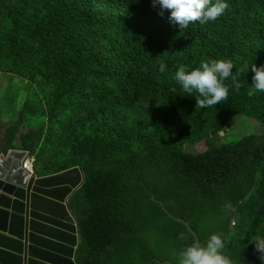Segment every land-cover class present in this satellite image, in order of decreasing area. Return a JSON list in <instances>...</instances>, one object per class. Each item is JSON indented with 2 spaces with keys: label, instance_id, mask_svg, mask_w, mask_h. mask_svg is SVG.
<instances>
[{
  "label": "trees",
  "instance_id": "obj_1",
  "mask_svg": "<svg viewBox=\"0 0 264 264\" xmlns=\"http://www.w3.org/2000/svg\"><path fill=\"white\" fill-rule=\"evenodd\" d=\"M224 2L217 20L180 29L146 0H0V74L22 84L4 150L30 152L40 174L83 170L69 201L81 233L77 264H177L195 242L184 223L201 245L220 235L232 264H262L252 241L264 238V135L218 144L212 131L239 116L264 123V92L247 95L251 65L264 66V0ZM212 59H230L233 75L249 71L239 72L238 92L224 81L222 104L196 107L198 93L173 77ZM144 102L149 118L128 119ZM42 119L46 128L23 131ZM200 142L203 152L183 148ZM109 143L125 155L104 161ZM225 201L234 212L221 211Z\"/></svg>",
  "mask_w": 264,
  "mask_h": 264
},
{
  "label": "water",
  "instance_id": "obj_2",
  "mask_svg": "<svg viewBox=\"0 0 264 264\" xmlns=\"http://www.w3.org/2000/svg\"><path fill=\"white\" fill-rule=\"evenodd\" d=\"M24 157L20 149L0 152V264H77L81 233L69 201L84 173L73 167L30 175Z\"/></svg>",
  "mask_w": 264,
  "mask_h": 264
},
{
  "label": "clouds",
  "instance_id": "obj_3",
  "mask_svg": "<svg viewBox=\"0 0 264 264\" xmlns=\"http://www.w3.org/2000/svg\"><path fill=\"white\" fill-rule=\"evenodd\" d=\"M146 2L166 26L169 27V23H174L179 25L180 29H186L189 24L195 22L205 24L209 21H215L229 7L224 0H215V2L213 0H146ZM166 67L165 64L161 63L159 71L165 72ZM249 67V65H245L237 69V74L233 75L234 64L230 59H212L207 62L202 61L200 67L192 71H186L185 66H180L175 72L173 79L182 87L185 93L189 95L193 92L198 93L196 107H213L218 103L222 104L228 98L229 88L224 84V81L231 77L232 85L238 92L241 88V84L238 82V74L243 71L248 72ZM251 71L254 75L252 76V88L247 92L249 97L254 96L256 92H264V66L256 67L253 64L251 65ZM9 150L15 149L11 148ZM22 151L25 152L24 160L27 154L35 160L33 172L25 169L24 160L22 162L21 168L32 175L38 171L36 168V157L28 151ZM73 167L80 166H72L68 169ZM221 211L229 214L234 212L235 208L230 201H225L221 206ZM234 224L233 222L231 228ZM179 238L185 239L186 237L184 233H181ZM252 242L255 245V250L259 253L258 258L264 264V238L257 237ZM223 248L224 242L221 236L212 234L203 245L199 242H194L180 250L177 253V264H232V261L222 254Z\"/></svg>",
  "mask_w": 264,
  "mask_h": 264
},
{
  "label": "rangeland",
  "instance_id": "obj_4",
  "mask_svg": "<svg viewBox=\"0 0 264 264\" xmlns=\"http://www.w3.org/2000/svg\"><path fill=\"white\" fill-rule=\"evenodd\" d=\"M218 46L222 52L226 51L228 48V45L225 43L218 44ZM235 48L239 49V46L236 45ZM6 80H7V76L0 74V120H1V118L4 119V118H7V116H10V118H12L11 122H13V121L17 120L19 114L15 111L11 110L12 101H14V99L11 96L16 92L15 88L21 86L22 84L16 78L10 77V81L8 84H5ZM23 99H25V98L23 97ZM167 113H168V110L157 111V114L166 115ZM150 114H151V109L149 107V103L144 102L142 105H139L130 114H128L127 118L128 119L136 118L139 120H147L149 118ZM102 116H103V113H102V115L99 116L98 119H101ZM7 120L4 119L3 123L0 124V129L2 131H5V129L8 125L7 122L9 120L8 121ZM47 123H48L47 119H42L39 121V123L32 122L31 124L30 123L25 124V125H27V128L24 126L23 131L25 132V131L30 130V129L33 131H37L42 126L44 128H46ZM83 126H85V128H88L92 125H91L90 121L87 120V121H85ZM83 126H82V128H83ZM212 135L213 136L216 135L219 137L218 144H227V143H231V142H235L237 140H240V139H242L248 135H264V123L260 122L258 120H253V119H249V118L239 116V117H236L232 120H228L227 122L222 124L218 129L213 130ZM116 148H118L116 144L109 143L108 148H107L106 153H105V157L103 160L104 161H110V160H116V159L122 158L125 155L123 152V149H122L121 154L117 155L114 153V150ZM183 148L185 149V151L197 153V152L205 151L206 145L204 142H200L196 145L184 144ZM56 160H58L57 157H54L52 160L53 163ZM57 165H58L57 167L60 166V164H57ZM232 228H234V227H232Z\"/></svg>",
  "mask_w": 264,
  "mask_h": 264
},
{
  "label": "crops",
  "instance_id": "obj_5",
  "mask_svg": "<svg viewBox=\"0 0 264 264\" xmlns=\"http://www.w3.org/2000/svg\"><path fill=\"white\" fill-rule=\"evenodd\" d=\"M5 120H7L8 122L7 123H9V122H11L12 121V118H10V116H7V118H4ZM4 119H2L1 118V120H0V124H2L3 123V120ZM3 132L4 131H2L1 129H0V152H3L4 151V147H5V141H4V137H3ZM38 167H40V166H38ZM37 168V167H36Z\"/></svg>",
  "mask_w": 264,
  "mask_h": 264
},
{
  "label": "built area",
  "instance_id": "obj_6",
  "mask_svg": "<svg viewBox=\"0 0 264 264\" xmlns=\"http://www.w3.org/2000/svg\"><path fill=\"white\" fill-rule=\"evenodd\" d=\"M34 158H32L29 154L26 155V158L23 162L24 168L33 172V163H34Z\"/></svg>",
  "mask_w": 264,
  "mask_h": 264
},
{
  "label": "bare ground",
  "instance_id": "obj_7",
  "mask_svg": "<svg viewBox=\"0 0 264 264\" xmlns=\"http://www.w3.org/2000/svg\"><path fill=\"white\" fill-rule=\"evenodd\" d=\"M236 224H234L232 227H235Z\"/></svg>",
  "mask_w": 264,
  "mask_h": 264
}]
</instances>
